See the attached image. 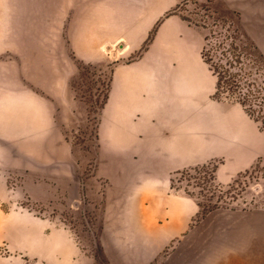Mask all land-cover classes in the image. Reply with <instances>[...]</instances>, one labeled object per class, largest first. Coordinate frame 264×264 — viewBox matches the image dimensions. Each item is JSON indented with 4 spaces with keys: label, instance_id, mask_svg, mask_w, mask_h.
<instances>
[{
    "label": "crops",
    "instance_id": "crops-1",
    "mask_svg": "<svg viewBox=\"0 0 264 264\" xmlns=\"http://www.w3.org/2000/svg\"><path fill=\"white\" fill-rule=\"evenodd\" d=\"M182 1L0 0V56L16 59L0 64V205L22 198L68 208L93 203L104 211L103 233L112 234L113 248L122 250L117 235L127 234L132 250L147 251L144 263L126 258L122 264H148L175 240L177 264L246 262L247 225L190 227L199 206L172 189L182 170L216 158H233L241 170L258 153L241 106L234 105L235 121L211 99L216 79L202 57L201 31L179 14L164 18ZM241 6L242 17L264 30V0H241ZM40 25L49 33L10 30ZM156 25L148 48L111 70L92 176L84 182L89 160L66 138L87 116L70 86L77 63L132 57ZM13 176L17 191L8 188ZM262 224L258 219L252 230L255 240L264 236ZM0 243L14 254L0 264H92L70 229L25 210L0 206ZM256 244V261L264 264V246ZM233 248L242 258L224 261Z\"/></svg>",
    "mask_w": 264,
    "mask_h": 264
},
{
    "label": "rangeland",
    "instance_id": "rangeland-1",
    "mask_svg": "<svg viewBox=\"0 0 264 264\" xmlns=\"http://www.w3.org/2000/svg\"><path fill=\"white\" fill-rule=\"evenodd\" d=\"M178 6L176 14H179L191 26L198 28L203 34L207 58H214L215 53L211 49V43L216 40L215 37H220V35L222 37L236 36L235 29L238 31L237 37L241 39V43L250 42L256 45L264 58L263 27L250 25V19L242 17L241 0H183ZM10 30L19 35L49 33L47 25L16 26L10 27ZM211 35L213 36L211 37ZM205 37L208 38V41L205 40ZM137 57L136 54L127 59L117 61L108 59L89 65L82 62L77 63L81 68L72 78V90L76 97L85 102L87 116L79 124L67 130L66 138L77 150L82 151L81 156L89 160L82 175L84 182L92 176L95 129L100 103L106 93L111 70L115 63L129 62ZM2 61L9 62L11 65L15 64L16 59L10 55H1L0 64ZM219 104L228 111L233 120H239L238 109L234 107L237 104ZM242 113L248 119V126L245 128L248 132L249 142L258 147V153H252V157L255 156V158L248 163L247 167L240 170L233 158H216L196 166V170L190 168L176 173L172 179V189L176 192H183L186 196L194 199L197 204L206 207L217 206L208 212L204 219L195 223V217L200 212L198 205V213L192 218L190 227L201 225L230 228L240 223L247 225L249 240L247 242L248 252L243 255V260L247 262L244 264H253V261L259 264L255 258L258 247L256 243L264 246V236L261 237L259 234V240H255L256 236L252 230L256 229L255 225L258 219L264 220V131L260 130L257 123L250 119L245 112ZM213 167H216L215 171H213ZM245 170L249 171L245 173ZM234 180L236 181L234 182ZM17 184V178L13 176L8 181V188L15 191ZM91 204L93 203L82 202L68 208L65 207V203H53V205L45 206L22 198L0 206L2 210L15 208L16 210L29 211L41 218L50 217L56 220L60 225L72 231L82 250L91 257L92 264H122L121 261L126 258L134 259L136 263L147 261V251L132 250L127 234L117 235L116 242L124 247L122 250L112 247V234L103 233L104 211L93 209ZM260 229H263L264 235L263 224ZM122 238L124 239L123 243L121 242ZM177 246L178 240L172 241L148 264H177L180 253ZM13 257L14 254L6 244L0 243V258L10 260ZM238 257H240L239 251L233 248L228 249L222 258L224 261H229ZM219 259L220 257L217 259V264H220ZM202 263H205L204 259H202ZM24 264L40 263L35 260H26Z\"/></svg>",
    "mask_w": 264,
    "mask_h": 264
},
{
    "label": "trees",
    "instance_id": "trees-1",
    "mask_svg": "<svg viewBox=\"0 0 264 264\" xmlns=\"http://www.w3.org/2000/svg\"><path fill=\"white\" fill-rule=\"evenodd\" d=\"M178 8L179 6L169 11L164 18L171 14H176ZM156 28L157 25L138 51V57L148 48ZM235 32L237 35L232 37L230 35L228 37L214 36L216 40L211 43V49L215 53L214 58H207L206 47L203 48L202 57L216 79L212 99L222 104H237L241 106L249 118L257 123L258 128L264 131V58L256 45L250 42L241 43V39L237 37L238 31L236 29ZM229 38L231 39L230 41ZM205 40L208 41V38L205 37ZM86 64L89 65L91 63ZM77 68L79 70L81 67L77 65ZM70 86L72 88V80L70 81ZM108 87L100 103L99 110L107 100ZM215 168L213 167V171H215ZM191 169L196 170L197 167H192ZM248 171L245 170V173ZM198 205L200 206V212L195 217V223L204 219L208 212L217 208L215 205L207 207L199 203Z\"/></svg>",
    "mask_w": 264,
    "mask_h": 264
}]
</instances>
